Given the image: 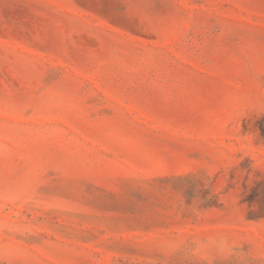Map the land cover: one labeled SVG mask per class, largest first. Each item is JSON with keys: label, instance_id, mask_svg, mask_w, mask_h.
Wrapping results in <instances>:
<instances>
[{"label": "rangeland", "instance_id": "rangeland-1", "mask_svg": "<svg viewBox=\"0 0 264 264\" xmlns=\"http://www.w3.org/2000/svg\"><path fill=\"white\" fill-rule=\"evenodd\" d=\"M0 264H264V0H0Z\"/></svg>", "mask_w": 264, "mask_h": 264}]
</instances>
